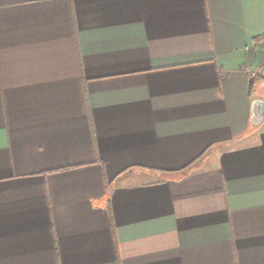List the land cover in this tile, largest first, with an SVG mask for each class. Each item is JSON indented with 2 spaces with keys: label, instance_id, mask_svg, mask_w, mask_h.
I'll use <instances>...</instances> for the list:
<instances>
[{
  "label": "crops",
  "instance_id": "0c3cea01",
  "mask_svg": "<svg viewBox=\"0 0 264 264\" xmlns=\"http://www.w3.org/2000/svg\"><path fill=\"white\" fill-rule=\"evenodd\" d=\"M264 0H0V264H264Z\"/></svg>",
  "mask_w": 264,
  "mask_h": 264
},
{
  "label": "water",
  "instance_id": "95a60500",
  "mask_svg": "<svg viewBox=\"0 0 264 264\" xmlns=\"http://www.w3.org/2000/svg\"><path fill=\"white\" fill-rule=\"evenodd\" d=\"M264 115V101L256 99L252 101L251 105V123L257 126L263 119Z\"/></svg>",
  "mask_w": 264,
  "mask_h": 264
},
{
  "label": "built area",
  "instance_id": "2783aa9c",
  "mask_svg": "<svg viewBox=\"0 0 264 264\" xmlns=\"http://www.w3.org/2000/svg\"><path fill=\"white\" fill-rule=\"evenodd\" d=\"M248 72L252 77H261L264 78V66H260L257 64H251L248 68Z\"/></svg>",
  "mask_w": 264,
  "mask_h": 264
},
{
  "label": "trees",
  "instance_id": "16d2710c",
  "mask_svg": "<svg viewBox=\"0 0 264 264\" xmlns=\"http://www.w3.org/2000/svg\"><path fill=\"white\" fill-rule=\"evenodd\" d=\"M257 39L262 42L264 48V35L259 36Z\"/></svg>",
  "mask_w": 264,
  "mask_h": 264
}]
</instances>
